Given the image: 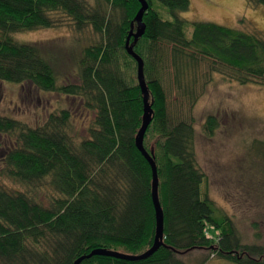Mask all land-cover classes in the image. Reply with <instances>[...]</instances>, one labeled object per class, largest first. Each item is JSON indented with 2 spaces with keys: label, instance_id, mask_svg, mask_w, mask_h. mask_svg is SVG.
<instances>
[{
  "label": "trees",
  "instance_id": "1",
  "mask_svg": "<svg viewBox=\"0 0 264 264\" xmlns=\"http://www.w3.org/2000/svg\"><path fill=\"white\" fill-rule=\"evenodd\" d=\"M146 1L145 32L130 45L144 61L153 111L144 146L157 165L164 244L145 260L93 256L81 264H182L177 256L195 249L235 264H264V246L243 243L232 220L203 195L206 176L196 162L195 129L185 120L172 122L163 84L170 61L177 88L192 105L204 67L208 81L216 73L230 82L264 86V34L194 22L188 37L190 23L180 13L189 10L190 0ZM246 2L264 6V0ZM140 8L138 0H0V81L79 96L96 112L90 138L79 143L69 131V110L49 114L36 127L0 115V134L16 142L2 157L0 176L29 189L48 186L59 195L45 206L0 182V264H74L96 249L141 255L153 246V174L135 143L144 95L138 63L126 50L130 32L139 27ZM61 17L78 32L90 28L100 36L84 49L77 84L58 85L41 50L12 37L58 28ZM218 125L208 116L206 134L213 136Z\"/></svg>",
  "mask_w": 264,
  "mask_h": 264
},
{
  "label": "rangeland",
  "instance_id": "2",
  "mask_svg": "<svg viewBox=\"0 0 264 264\" xmlns=\"http://www.w3.org/2000/svg\"><path fill=\"white\" fill-rule=\"evenodd\" d=\"M94 4L95 0H86ZM157 5L161 6L158 1ZM164 17H168L164 9ZM180 16L190 24L211 22L264 34V6L251 7L246 0H190L189 10ZM53 29L12 34L15 41L36 45L50 61L58 85L80 83V60L84 49L100 41L92 29L78 32L67 18ZM2 34L0 32V38ZM206 67L199 71L194 87L197 101L192 105L177 88L174 69L163 76L172 122H190L195 129L194 151L199 169L206 178L203 195L212 200L221 213L233 222L241 241L264 246V86L230 82L219 74L210 81L204 77ZM69 110L70 134L76 143L90 138L96 112L85 106L79 96L60 92H44L31 83L15 84L0 81V115L21 120L36 127L51 113ZM215 116L218 128L213 136L205 132L208 116ZM16 144L14 137L0 134V169L3 155ZM0 182L8 188L29 192L39 203L49 206L59 195L48 186L29 189L6 176ZM216 236V232L209 231ZM182 264H235L214 257L209 250L195 249L177 256Z\"/></svg>",
  "mask_w": 264,
  "mask_h": 264
},
{
  "label": "water",
  "instance_id": "3",
  "mask_svg": "<svg viewBox=\"0 0 264 264\" xmlns=\"http://www.w3.org/2000/svg\"><path fill=\"white\" fill-rule=\"evenodd\" d=\"M141 3V8L136 15V20L138 22V29L136 32H130L127 41H126V50L127 52L135 58L138 63V70H137V78L141 88V91L144 95V114L142 118V126L135 138V143L137 149L141 152L144 158L149 162L153 180H152V200L155 209L156 215V236L153 246L144 252L141 255H129L123 254L118 251L113 250H106V249H96L93 250L90 254L81 256L78 258L74 264H81L84 260L90 259L93 256H107L113 257L122 260L128 261H139L145 260L151 257L154 253H156L159 248L164 244V213L159 199V177H158V170L157 165L154 158L147 152L144 146V138L146 131L149 125L152 122V108L150 107L149 103V89L147 85V81L144 74V61L143 59L134 51V48L130 45V39L134 38V41L137 42L140 37L143 36L145 32V25L143 24L142 17L144 12L148 9V3L146 0H138Z\"/></svg>",
  "mask_w": 264,
  "mask_h": 264
}]
</instances>
